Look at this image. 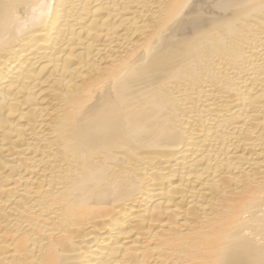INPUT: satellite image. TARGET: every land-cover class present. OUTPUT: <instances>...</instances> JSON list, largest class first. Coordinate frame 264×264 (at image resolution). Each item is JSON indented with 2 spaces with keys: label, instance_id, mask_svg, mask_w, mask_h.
<instances>
[{
  "label": "bare ground",
  "instance_id": "obj_1",
  "mask_svg": "<svg viewBox=\"0 0 264 264\" xmlns=\"http://www.w3.org/2000/svg\"><path fill=\"white\" fill-rule=\"evenodd\" d=\"M0 264H264V0H0Z\"/></svg>",
  "mask_w": 264,
  "mask_h": 264
}]
</instances>
